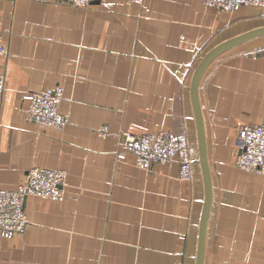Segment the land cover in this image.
Listing matches in <instances>:
<instances>
[{
    "label": "crops",
    "instance_id": "1",
    "mask_svg": "<svg viewBox=\"0 0 264 264\" xmlns=\"http://www.w3.org/2000/svg\"><path fill=\"white\" fill-rule=\"evenodd\" d=\"M262 3L228 13L203 0H0V188L33 167L68 180L63 200L26 199L29 225L0 237V264H197L205 187L192 79L213 48L264 27ZM56 86L68 124L27 121L23 94ZM199 100L213 188L204 264H264V175L235 165L240 126L264 125V36L218 56ZM124 132L184 134L191 178L177 163L119 159Z\"/></svg>",
    "mask_w": 264,
    "mask_h": 264
},
{
    "label": "built area",
    "instance_id": "2",
    "mask_svg": "<svg viewBox=\"0 0 264 264\" xmlns=\"http://www.w3.org/2000/svg\"><path fill=\"white\" fill-rule=\"evenodd\" d=\"M78 7L90 6L98 0H63ZM262 0H203V5L218 12L233 13L242 7H257ZM6 55V45L0 36V59ZM6 73L0 66V98L6 91ZM26 120L43 128L60 129L68 124V117L59 111L63 99L61 86L41 91H28L23 94ZM108 135L109 129H100ZM238 153L235 165L238 169L264 175V125H243L238 129ZM125 153L135 156L136 166L151 168L157 163H177L180 177L191 178V167L195 160L190 157L188 138L184 134L159 132L156 134H121L119 140V159ZM68 186L67 173L57 168H30L14 189L0 188V237L21 236L29 225L25 212L28 197H40L55 201L64 199Z\"/></svg>",
    "mask_w": 264,
    "mask_h": 264
},
{
    "label": "water",
    "instance_id": "3",
    "mask_svg": "<svg viewBox=\"0 0 264 264\" xmlns=\"http://www.w3.org/2000/svg\"><path fill=\"white\" fill-rule=\"evenodd\" d=\"M264 36V27L256 30H252L235 38H232L226 42H223L209 51L201 60L197 66L191 84V98L196 118L197 134H198V153L199 162L202 169V175L205 187V200L203 206V212L201 216L200 228H199V245L197 254V264H204V253L206 244V235L208 229V220L212 207L213 200V188L212 177L210 173V166L208 161L206 135L204 129V120L202 115L201 104L199 100V87L203 74L209 65L221 54L226 51L257 37Z\"/></svg>",
    "mask_w": 264,
    "mask_h": 264
}]
</instances>
